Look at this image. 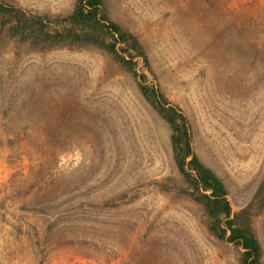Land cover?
<instances>
[{"label": "rangeland", "instance_id": "rangeland-1", "mask_svg": "<svg viewBox=\"0 0 264 264\" xmlns=\"http://www.w3.org/2000/svg\"><path fill=\"white\" fill-rule=\"evenodd\" d=\"M76 1L0 0L54 17ZM107 5L145 46L147 83L188 116L233 211H249L264 263V0ZM169 135L111 54L33 48L0 19V264H239L178 191Z\"/></svg>", "mask_w": 264, "mask_h": 264}, {"label": "trees", "instance_id": "trees-1", "mask_svg": "<svg viewBox=\"0 0 264 264\" xmlns=\"http://www.w3.org/2000/svg\"><path fill=\"white\" fill-rule=\"evenodd\" d=\"M0 19L14 37L33 48L94 46L111 54L131 72L142 97L168 125L173 160L185 183L178 191L203 208L208 231L216 239L232 243L240 251L239 264H264L262 243L249 211H233L226 183L194 151L192 124L186 113L171 103L159 85L148 84L145 72H139L140 63L144 69L151 68L145 46L133 32L112 19L107 0H77L69 14L55 17L0 2ZM105 206L114 207L115 202L105 201ZM41 210L50 216L46 207ZM49 229L50 225L47 236Z\"/></svg>", "mask_w": 264, "mask_h": 264}]
</instances>
